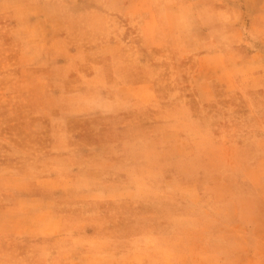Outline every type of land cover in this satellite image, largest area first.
Returning <instances> with one entry per match:
<instances>
[{
	"label": "rangeland",
	"instance_id": "rangeland-1",
	"mask_svg": "<svg viewBox=\"0 0 264 264\" xmlns=\"http://www.w3.org/2000/svg\"><path fill=\"white\" fill-rule=\"evenodd\" d=\"M193 1L0 0V211L17 194H40L44 180L91 167L137 173L154 189L145 201L62 203L72 211L79 255L100 251L96 241L136 238L143 241L141 264L262 263L219 261L225 249L207 232L211 220L183 217L174 206L181 187L217 168L223 180L203 189L201 206L223 210L227 224L257 225L258 238L264 236V217L238 218L229 181H240L246 164L264 156V138L257 123L238 116L245 109L239 100L201 101L200 56L183 59L179 49L196 47L201 27L225 20L207 6L201 21ZM241 1L238 13H264V3L245 9ZM238 23L249 30L246 20ZM119 36L120 45L112 42ZM256 72L264 81V69ZM146 82L154 100L126 99L145 93ZM259 188L264 192V175ZM83 223L92 225L83 231ZM5 230L0 215V234ZM7 240L0 237V264H29Z\"/></svg>",
	"mask_w": 264,
	"mask_h": 264
},
{
	"label": "crops",
	"instance_id": "crops-1",
	"mask_svg": "<svg viewBox=\"0 0 264 264\" xmlns=\"http://www.w3.org/2000/svg\"><path fill=\"white\" fill-rule=\"evenodd\" d=\"M239 1L241 0L193 1L192 5L197 8L196 16L201 21L205 19L201 11L209 6L216 17L225 22L223 25L215 24L209 29L201 27L199 44L196 47L184 45L179 52L183 59L196 53L200 56L201 101L206 103L239 100L245 109L238 111V116L249 118L251 122L257 123V132L260 138H264V81L259 72L255 73V69H264V25L258 27L257 23L260 22L259 20H264L262 18L264 13L249 11H245L244 14L238 13ZM251 1L254 0H242L240 4L247 9L246 6ZM257 2L258 7L264 3V0H257ZM221 8L226 10L223 18L217 12L223 10ZM159 15V12L155 10V16L151 15V17L157 21ZM241 19L248 22L249 30L238 28V21ZM255 31H259L260 34L258 35ZM120 38L119 36L112 42L120 45ZM59 41L63 43L65 38L61 37ZM164 60L163 58L156 63V73H160L166 64L167 59ZM247 68L251 69L250 75L245 73ZM141 87L145 89V93L126 99L150 102L155 99L156 95L152 92L151 82H146ZM97 163L110 164L105 160ZM263 169L264 156L261 155L246 164L240 181L235 178L229 180L235 186L232 195L235 198V212L238 218L264 217V201L252 204L253 198L264 197V192L259 188L264 175ZM220 172L217 168L200 171L192 184L181 187V200L174 203L176 212L183 217L199 213L201 218L211 220V227L207 232L225 249L218 257L219 261L239 260L264 264V236L258 238L257 225H243L241 222L227 224L224 221L223 210L201 206L203 189L221 182L223 179ZM39 185H41L40 194H17L11 198L5 209L0 211V215L5 217L6 225V230L0 234V237L12 239L11 242L9 240H7L9 242H3L7 243L11 253L29 259V264H35V262L38 264H121L130 260L141 264L143 241L136 238L108 240L105 242L106 246L104 242L96 241V244H102L100 251L79 255L77 253L79 233L70 232L73 225L72 211L70 206L62 204L65 201L68 205L83 202L93 206L122 201H145L151 197L154 189L150 184L144 183L137 173L91 167L75 173L68 179H48L40 182ZM241 186L246 187L244 189L246 192H241L243 190L240 189ZM91 225L83 223L79 229L86 231ZM237 230L241 234L237 237L232 236ZM13 239H20L17 242V248L12 246L10 248V245L15 244ZM25 240H30V243L25 244Z\"/></svg>",
	"mask_w": 264,
	"mask_h": 264
}]
</instances>
